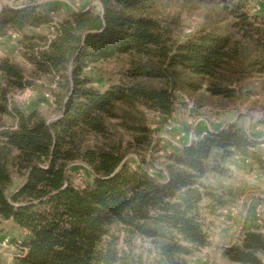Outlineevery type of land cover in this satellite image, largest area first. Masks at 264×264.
<instances>
[{
  "label": "trees",
  "instance_id": "trees-1",
  "mask_svg": "<svg viewBox=\"0 0 264 264\" xmlns=\"http://www.w3.org/2000/svg\"><path fill=\"white\" fill-rule=\"evenodd\" d=\"M99 1L100 13L58 21L49 15L56 2L25 0L0 12V28L21 35L31 64L27 74L0 58V221L26 232L20 264H187L212 244L206 215L241 195L225 181L230 161L263 163L256 143L235 125L209 131L169 155L163 179L126 157L134 151L152 164L147 113L171 114L178 92L231 98L264 83V14L246 0ZM192 15L198 22L183 37ZM42 25L50 36L27 32ZM103 61L114 67L99 87L86 69ZM28 87L49 92L52 121L11 101ZM77 160L93 172L85 187L69 177ZM259 222L227 246L231 259L264 264Z\"/></svg>",
  "mask_w": 264,
  "mask_h": 264
},
{
  "label": "rangeland",
  "instance_id": "rangeland-1",
  "mask_svg": "<svg viewBox=\"0 0 264 264\" xmlns=\"http://www.w3.org/2000/svg\"><path fill=\"white\" fill-rule=\"evenodd\" d=\"M42 1L57 3V7L49 14L54 21L67 17L71 11L87 9L97 13L102 11L99 0ZM246 2L252 13L264 14V9L258 10L259 7L264 6V0H246ZM24 3L25 0H0V12L5 7L17 8ZM188 21V25L181 31L183 37L193 33L198 16H189ZM49 30L48 25H42L39 28L28 29L27 32L50 36ZM20 38L21 35L14 28L9 26L0 28V58L10 56L22 65L28 74L31 64L20 50ZM113 67V62L103 61L89 65L86 72L96 85L104 87L105 79L111 74ZM9 97L11 101L23 107L29 109L38 107L49 121L56 117L49 92L46 90L41 93L28 87L23 91L11 92ZM147 114L148 123L153 131L155 149L146 154V158L152 164L144 165L141 156L134 151L128 153L126 162L132 168L146 170L162 179L169 155L180 151L183 145L200 140L209 131L224 129L229 125L242 128L256 143V149L262 155L263 163L241 157H234L230 161L229 177L225 181L236 187L241 195L217 214L206 215L212 241L210 246L217 243L230 246L240 242L245 225L251 228L252 222L257 218L260 219V224H264V83L257 82L252 91L238 90L236 96L231 98L212 96L206 89L193 93L178 92L171 114L156 111H149ZM68 171L70 180L78 187H85L93 181L92 169L83 161L71 162ZM0 233L9 235L18 245L27 237L25 231L19 230L8 221H0ZM21 254L18 246L0 244V264H20L18 255ZM218 256L216 252L213 258L217 259ZM206 257H209V252L203 247L188 257L187 264H204Z\"/></svg>",
  "mask_w": 264,
  "mask_h": 264
},
{
  "label": "crops",
  "instance_id": "crops-1",
  "mask_svg": "<svg viewBox=\"0 0 264 264\" xmlns=\"http://www.w3.org/2000/svg\"><path fill=\"white\" fill-rule=\"evenodd\" d=\"M264 219V217H263ZM250 228L249 225H247ZM227 244L217 243L212 246L206 247L207 252H209V257L205 258L204 264H242L237 262L229 257L226 252ZM218 253L219 256L217 259L213 258L214 253ZM259 257L264 263V253H259Z\"/></svg>",
  "mask_w": 264,
  "mask_h": 264
},
{
  "label": "built area",
  "instance_id": "built-area-1",
  "mask_svg": "<svg viewBox=\"0 0 264 264\" xmlns=\"http://www.w3.org/2000/svg\"><path fill=\"white\" fill-rule=\"evenodd\" d=\"M0 244H7L12 247L17 246V243H14L9 235H5L2 233H0Z\"/></svg>",
  "mask_w": 264,
  "mask_h": 264
}]
</instances>
